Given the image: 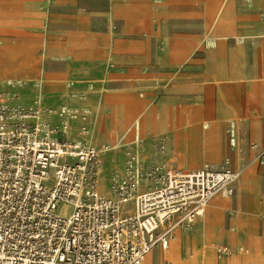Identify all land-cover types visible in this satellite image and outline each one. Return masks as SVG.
Masks as SVG:
<instances>
[{
  "label": "rangeland",
  "instance_id": "374dc122",
  "mask_svg": "<svg viewBox=\"0 0 264 264\" xmlns=\"http://www.w3.org/2000/svg\"><path fill=\"white\" fill-rule=\"evenodd\" d=\"M86 4L91 8L104 7L106 0H86ZM247 4V0H177L176 14L155 13L153 28L137 31L133 55L140 57L142 62L126 64L110 60L102 75L96 70L94 72L98 73L91 77L53 76L51 70H60L58 65L35 60L33 56L31 62L21 66L0 51V84L20 82L19 86L4 89L14 103L27 106L38 97L45 107L66 104L90 110L91 142L97 147L110 145L115 149L104 159V185L111 171L122 165L123 152L135 140V124L139 127L137 146L150 160H165L185 173L205 167L220 169L228 160L230 166L240 172L231 197L217 194L209 201L210 206L214 202L219 209L216 218L210 219L206 209L195 226L177 243L164 252L155 250L145 264H242L244 258L252 264L246 246L242 245L243 250L237 254L231 248L236 245L230 246L224 238L225 231L231 228L235 229L234 234L238 233L230 217L236 209V199L239 200L238 213L241 212L242 197L236 193L242 173L253 166L259 175V170L264 168L259 166L257 154L250 148L255 142L249 137V119L240 117L237 112V87L243 81L232 75L245 48L240 42L242 37L238 28L256 18ZM171 5H175L173 0ZM222 22L229 23L230 29L202 28L206 23ZM112 32L119 36L115 28ZM180 36L193 39L186 41L185 46L196 47L187 51L182 62L178 50L181 44L177 41ZM127 47L126 43L116 47L118 57L125 58L130 54ZM251 50L254 46L249 45ZM209 54L214 58V66L222 56L230 59L228 77H221L216 68L207 75L204 70L185 71L186 66ZM263 54L264 49H260L255 56L254 63L259 67L264 65ZM71 83L74 86H70ZM87 84H91L94 91L88 93L85 100H80L75 94L84 91ZM232 123L237 141L234 149L230 148L228 133ZM73 131L77 134V125ZM161 140L166 143L162 154L158 153ZM206 147L210 149L208 154ZM101 191L105 193L106 189ZM223 247L230 248L232 253L221 255L219 250Z\"/></svg>",
  "mask_w": 264,
  "mask_h": 264
},
{
  "label": "built area",
  "instance_id": "2783aa9c",
  "mask_svg": "<svg viewBox=\"0 0 264 264\" xmlns=\"http://www.w3.org/2000/svg\"><path fill=\"white\" fill-rule=\"evenodd\" d=\"M19 84H0V264H144L189 231L215 195L233 194L240 172L228 160L193 173L150 160L137 146V124L104 185V159L115 149L91 142L90 110L45 107L38 97L14 103L4 89ZM85 88L75 94L80 100L94 91ZM228 133L234 149L233 124ZM165 146L161 140L158 153ZM257 160L264 166V148Z\"/></svg>",
  "mask_w": 264,
  "mask_h": 264
},
{
  "label": "crops",
  "instance_id": "0c3cea01",
  "mask_svg": "<svg viewBox=\"0 0 264 264\" xmlns=\"http://www.w3.org/2000/svg\"><path fill=\"white\" fill-rule=\"evenodd\" d=\"M171 1L106 0L104 7L97 5L91 8L87 6L86 0H0V51L21 66L31 62L33 56L35 60L58 65L60 70H51L53 76L91 77L98 73L94 72L96 70H100L102 75L103 71H107L105 66L110 60L126 64L142 62L140 57L133 55V39L138 35L137 31L153 28L156 24L153 18L155 13L176 14L177 0H173L175 5H171ZM247 1L256 18L238 28L245 48L244 54L238 57L237 68L232 69V75L243 81L237 87V112L240 117L249 119V137L255 142L250 146H257V149L251 150L258 155L264 148V65L259 67L254 62L257 51L264 49V0ZM114 28L119 36L113 35ZM202 28L229 30L230 24L206 23ZM177 41L181 44L178 50L182 62L187 51L196 47L191 44L185 46L186 41H193L188 36H180ZM124 43L128 45L127 53L130 48V54L121 58L116 54V47ZM249 45L254 46L251 52ZM213 60L212 54L206 55L186 66L185 71L204 70L207 75L216 68L221 77H228L231 71L230 59L222 56L216 66ZM192 147L198 148L197 145ZM205 152L210 153L209 147H206ZM255 171L250 166L241 175L236 193L242 197L241 205L239 203L241 212L238 213L239 200L236 199V209L230 217L238 233L234 234L235 229L231 228L232 233L226 230L224 238L230 246L236 245L231 248L237 254L243 250L242 245L246 246L252 264H259L264 262V168L259 170V175ZM206 209L210 219L216 218L219 209L214 202L211 206L209 203ZM183 236L179 234L171 245ZM157 249L163 252L168 250L156 248L150 254ZM248 262L242 259V264Z\"/></svg>",
  "mask_w": 264,
  "mask_h": 264
}]
</instances>
